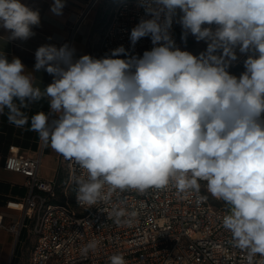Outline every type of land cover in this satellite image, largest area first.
Returning a JSON list of instances; mask_svg holds the SVG:
<instances>
[{
    "label": "clouds",
    "instance_id": "clouds-1",
    "mask_svg": "<svg viewBox=\"0 0 264 264\" xmlns=\"http://www.w3.org/2000/svg\"><path fill=\"white\" fill-rule=\"evenodd\" d=\"M65 0L50 11L63 14ZM144 16L130 31L131 49L120 45L103 57L76 56L65 43L44 44L28 70L0 51V115L25 128L82 170L74 178L79 206L90 209L126 190L144 193L170 184L181 194L207 192L228 206L222 225L248 264L264 261V0H138ZM40 12L21 0H0V29L7 43L27 41ZM183 41H204L199 55ZM153 47L132 50L142 38ZM246 54L239 77L229 72ZM123 56L124 58H120ZM51 83L37 86L39 72ZM46 100L49 110L29 116ZM117 222L125 215L113 209ZM135 216V213H131ZM130 222V221H129ZM99 241L82 249L87 257ZM110 264H127L123 254Z\"/></svg>",
    "mask_w": 264,
    "mask_h": 264
},
{
    "label": "built area",
    "instance_id": "built-area-1",
    "mask_svg": "<svg viewBox=\"0 0 264 264\" xmlns=\"http://www.w3.org/2000/svg\"><path fill=\"white\" fill-rule=\"evenodd\" d=\"M98 2L86 0L71 12L66 35L57 47L65 43L74 46L77 33ZM143 16L138 0L119 1L102 30V54L120 45L131 49L130 31ZM172 34L178 46L176 23ZM152 47L150 38L145 37L132 52L142 55ZM237 53L242 63L247 56L238 49ZM41 154L42 150L26 155L12 147L3 161L4 169L25 177L26 192L6 200L5 207L15 211V217L4 224L0 212V230L6 229L15 239L23 229L29 231L34 244L28 264H110L109 257L115 254H123L127 264H248L246 252L234 246L231 232L222 225L228 206L207 192L206 182H200V195L208 198L199 204L196 194H181L170 184L144 193L117 191L108 202L86 209L75 197L74 178L82 174L79 166L66 160L65 184L72 188L71 199L54 202L59 173L49 179L39 176ZM113 209L125 212L119 222ZM92 240L99 241L98 247L85 258L81 249ZM254 264L264 261L257 256Z\"/></svg>",
    "mask_w": 264,
    "mask_h": 264
},
{
    "label": "crops",
    "instance_id": "crops-1",
    "mask_svg": "<svg viewBox=\"0 0 264 264\" xmlns=\"http://www.w3.org/2000/svg\"><path fill=\"white\" fill-rule=\"evenodd\" d=\"M86 0H65V7L63 14L57 16L50 11L53 0H21L22 3L28 5L33 9L40 12L41 23L38 27H34L35 35L27 41L13 40L7 43V33L0 29V51H5L8 59L13 57L21 59L22 63L28 70H32L35 64V51L44 44H54L57 46L59 40L66 35V23L70 17L71 12L79 9ZM121 0H113L114 6ZM95 8L92 9L88 19L75 37L74 48L76 49V56L79 57L84 54H90L96 58L103 57L100 50V38L102 31H98L94 23ZM203 44L204 42L201 41ZM200 42V43H201ZM195 51V55H199L205 49ZM238 60L233 62L229 67V72L239 77L245 71L244 60L239 62L241 55L238 54ZM37 76V86L43 88L51 83L52 76L46 72H39ZM48 102L42 100L34 103L28 110V115H34L39 111L47 112ZM17 148L18 151L26 155H36L40 150L41 162L45 166L44 175L41 177L45 179L52 178L58 172V184H65L66 182V168L67 161L62 155L53 150L48 143L42 141L38 134L25 128H17L10 124L7 119L6 113L0 115V212L3 214L4 224H8L15 217V211L9 210L5 207V202L9 198L21 197L25 194L26 188L24 186L25 177L17 172L8 171L3 168V161L8 154L10 148ZM61 158L64 162H61ZM40 173V169H39ZM58 185V186H59ZM29 246L25 254L24 261L19 260L15 255L16 244L18 238L8 232L6 229L0 230V264H28L31 250L33 248V237L28 230Z\"/></svg>",
    "mask_w": 264,
    "mask_h": 264
},
{
    "label": "rangeland",
    "instance_id": "rangeland-1",
    "mask_svg": "<svg viewBox=\"0 0 264 264\" xmlns=\"http://www.w3.org/2000/svg\"><path fill=\"white\" fill-rule=\"evenodd\" d=\"M113 0H99V2L96 4V11L94 15V25L97 27L98 31H102L106 22L108 21L110 14L112 12V6H113ZM91 14V12H90ZM89 17V15H88ZM86 18V20L88 19ZM176 29H177V36H178V47L181 50H186L191 52L193 55H195V51L201 50L203 46L205 45L201 42H197L195 37L189 34L186 41H183L181 39L182 36V27L179 23H176ZM206 49V48H204ZM40 173L41 175H44V169L45 166L43 164H40ZM41 175H39L41 177ZM43 178V177H41ZM45 179V178H44ZM72 195V188L70 185L67 184H61L56 188V195L53 201H61L64 198H67L68 200L71 199ZM69 202V201H68ZM19 240L16 244L15 249V255L18 257L19 260L25 259V254L27 251V247L29 246V240H28V234L26 229H23L21 233L19 234Z\"/></svg>",
    "mask_w": 264,
    "mask_h": 264
},
{
    "label": "trees",
    "instance_id": "trees-1",
    "mask_svg": "<svg viewBox=\"0 0 264 264\" xmlns=\"http://www.w3.org/2000/svg\"><path fill=\"white\" fill-rule=\"evenodd\" d=\"M176 36H177V29H176ZM177 40H178V36H177ZM54 202H55V201H54ZM56 202L61 203V201H56Z\"/></svg>",
    "mask_w": 264,
    "mask_h": 264
}]
</instances>
